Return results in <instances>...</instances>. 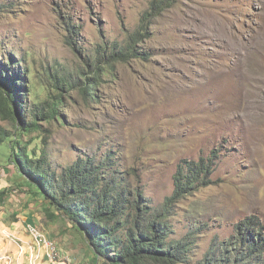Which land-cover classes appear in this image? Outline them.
I'll list each match as a JSON object with an SVG mask.
<instances>
[{
    "label": "rangeland",
    "instance_id": "obj_1",
    "mask_svg": "<svg viewBox=\"0 0 264 264\" xmlns=\"http://www.w3.org/2000/svg\"><path fill=\"white\" fill-rule=\"evenodd\" d=\"M131 38L138 54L117 60ZM0 55L44 83L69 81L60 117L19 137L56 176L79 157L108 158L114 176L163 211L178 170L211 163L166 211L169 241L187 248L176 264H203L247 220L264 237V0H0ZM85 78L98 83L88 106ZM0 127L20 134L1 115ZM15 173L0 163V264H93L69 221Z\"/></svg>",
    "mask_w": 264,
    "mask_h": 264
},
{
    "label": "trees",
    "instance_id": "obj_2",
    "mask_svg": "<svg viewBox=\"0 0 264 264\" xmlns=\"http://www.w3.org/2000/svg\"><path fill=\"white\" fill-rule=\"evenodd\" d=\"M146 16L148 13L143 18ZM145 31L147 22L143 33ZM137 40L131 38L126 50L120 51L116 59L122 61L127 55H137L131 46ZM12 60L9 55L0 62V115L11 120L20 134L10 135L0 127V163L16 169L15 177L29 188L32 196L44 197L50 214L58 213L69 221L86 243L90 252L87 255L93 264L98 263L100 257L105 260L104 264L183 262L186 244L169 241L171 230L166 211L172 202L205 182L212 171L211 163L200 159L198 163L189 164L188 170H178L174 192L166 199L165 211L151 207L123 177L114 176L107 166L108 158L97 161L79 157L56 176L46 153L30 150L19 137L22 133L41 131V123L50 124L60 117L63 90L69 81L65 77L50 76L53 80L47 78L44 83L35 71L29 72L28 67L24 71L13 67ZM24 61L25 58L20 62ZM34 81L39 83L38 88L33 86ZM97 85L96 81L85 78L79 89L87 106L96 101ZM26 92L33 96L34 104L30 108L22 100L27 95L22 93ZM24 105L29 109L27 114H24ZM3 193L0 192V209L4 203ZM249 223L247 220L238 226L235 241L211 247L203 264H264V237L249 232L252 226Z\"/></svg>",
    "mask_w": 264,
    "mask_h": 264
},
{
    "label": "built area",
    "instance_id": "obj_3",
    "mask_svg": "<svg viewBox=\"0 0 264 264\" xmlns=\"http://www.w3.org/2000/svg\"><path fill=\"white\" fill-rule=\"evenodd\" d=\"M32 229H34V228H31V231H32ZM32 234L34 235L35 239H37L38 237H41V236L39 235V232H38V231H32ZM41 240H43V239L41 238L40 241H41ZM43 243H44V240H43Z\"/></svg>",
    "mask_w": 264,
    "mask_h": 264
}]
</instances>
